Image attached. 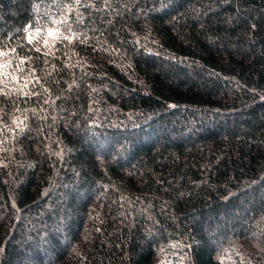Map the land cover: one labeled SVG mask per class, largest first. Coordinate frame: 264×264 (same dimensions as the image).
I'll return each mask as SVG.
<instances>
[{
    "label": "trees",
    "instance_id": "obj_1",
    "mask_svg": "<svg viewBox=\"0 0 264 264\" xmlns=\"http://www.w3.org/2000/svg\"><path fill=\"white\" fill-rule=\"evenodd\" d=\"M0 264H264V0H0Z\"/></svg>",
    "mask_w": 264,
    "mask_h": 264
}]
</instances>
